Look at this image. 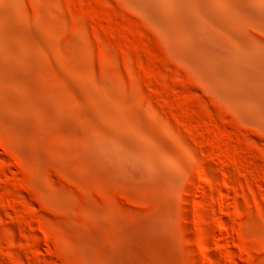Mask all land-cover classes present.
Returning <instances> with one entry per match:
<instances>
[{"label": "rangeland", "instance_id": "374dc122", "mask_svg": "<svg viewBox=\"0 0 264 264\" xmlns=\"http://www.w3.org/2000/svg\"><path fill=\"white\" fill-rule=\"evenodd\" d=\"M224 1L0 0V264H264V0Z\"/></svg>", "mask_w": 264, "mask_h": 264}, {"label": "bare ground", "instance_id": "6f19581e", "mask_svg": "<svg viewBox=\"0 0 264 264\" xmlns=\"http://www.w3.org/2000/svg\"><path fill=\"white\" fill-rule=\"evenodd\" d=\"M217 0H140L141 4L162 22L177 23L179 28L186 30L198 20L193 13L203 14L205 21L214 20L208 12L211 6H217ZM225 4L230 7V0H225ZM226 6V5H225ZM237 6V5H236ZM241 7L238 9L240 10ZM244 9V8H241Z\"/></svg>", "mask_w": 264, "mask_h": 264}]
</instances>
